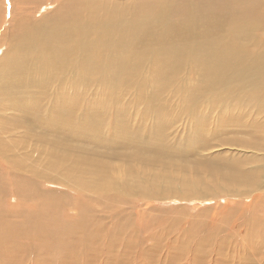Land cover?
Instances as JSON below:
<instances>
[{"label":"bare ground","instance_id":"6f19581e","mask_svg":"<svg viewBox=\"0 0 264 264\" xmlns=\"http://www.w3.org/2000/svg\"><path fill=\"white\" fill-rule=\"evenodd\" d=\"M132 2H61L36 20L45 0H0V264H264L227 218L174 228V214L168 246L130 225L144 194L259 206L264 171L246 155L264 150V0ZM114 92L133 103L107 123ZM92 147L109 161L85 156ZM151 164L172 177L128 183ZM196 236L208 245L192 249Z\"/></svg>","mask_w":264,"mask_h":264},{"label":"rangeland","instance_id":"374dc122","mask_svg":"<svg viewBox=\"0 0 264 264\" xmlns=\"http://www.w3.org/2000/svg\"><path fill=\"white\" fill-rule=\"evenodd\" d=\"M45 1L48 3L47 4L48 8L46 10H44L45 8H42L41 10H39L38 14H34V16H32V17L35 18L36 20L41 19L45 14L54 13V11L57 9V8L55 9V7H57V5L59 3H61V2H62V4H65L66 2L77 1L76 9L80 10V7H82L86 2L90 3L91 0L90 1L89 0H54V1L45 0ZM99 1L111 3L112 1H116V0H99ZM128 2L131 3V4H128V5H130V6L133 5L132 0H125V4L126 5H127ZM44 3H41L39 6L41 7V5L44 4ZM2 7H3L1 9L2 10V14L0 12V17H1V19L3 18V20L5 21V24H3V26H2V29L4 30V29H8L7 27H9V25H10L9 24L10 15L7 13V11L5 10L4 6H2ZM41 13H43V14H41ZM7 19H8V21H7ZM149 75L152 76V74H149ZM108 91L110 93V90H108V89H103L101 92L99 91V89L98 90H94V94L97 93L96 100L98 99L99 94H103L104 98L109 97L110 95L105 97V95L108 94L107 93ZM145 91L148 94H150V93L154 92V88H152L150 86V87L146 88ZM112 95L115 98L116 103H106V104H104L106 106V109L104 111L106 113H108L107 123H109L110 118L112 116H114L116 114V112L118 113L117 110L119 108L122 111V110L132 106L131 104L133 103L128 96L125 97V99H121L120 95L118 93H116V92H114ZM107 99H109V98H107ZM182 99H180V101H182ZM118 101H120V102H118ZM183 102H184V99H183ZM140 103H141V101H140ZM235 104L236 103H234V105ZM140 105L143 106L142 104H140ZM95 106H96V108H102L103 107V105L101 103H99V102H97V105H95ZM117 107H119V108H117ZM132 112H133V110H130L129 112L126 111L123 114H130ZM251 114H253L254 118L257 117L256 113H251ZM138 119H139V117L136 118V120H133L131 118L130 122H129L130 126H135V122ZM263 121H264V119H263ZM107 123H106V125H107ZM107 127L108 126H106V128ZM180 128H182V127H180ZM187 129H189L188 125H187ZM263 135H264V132H262V138L263 139L260 140V143L262 145H264V137H263ZM239 136H240L239 138H242V139L246 138V136H243V135H239ZM246 139L250 140V138H248V137ZM103 151L104 150L101 149L100 147H92L89 151H86L88 153H86L85 156L89 157V159H94L95 158V159H98L100 161L108 162L109 159H107V158H105V157L100 155V154L103 153ZM80 152H83V151H80ZM249 153H247V155H246V156H248V159H250L248 161L249 163L246 164L247 168L257 169V171L263 172L264 171V161L262 159H264V156H263L264 155V150H262V151H253V152H249ZM77 154H78V152H77ZM251 159L254 162H251ZM111 163L115 164L114 161L113 162L111 161ZM150 166H143V169L140 172V165H136V168H138L137 171H135V174H137L136 175L137 178H134L135 177L134 176V177L131 178L132 179L131 180L129 177H127V180L129 182L127 180H126V182H128L131 185H132L133 182H135L134 184L138 185V187H140L141 191H144L145 189L150 188L151 185H155L156 184L155 182H157V181L169 180L168 177H170L171 172H173L172 168H171L172 169L171 172H170V170L168 172V168H163L165 173L163 172V174H159L160 171L158 170L157 165H154L155 168H154V166H152V164ZM120 176H122V175H120ZM166 176H168V177H166ZM146 177H148V178H146ZM171 177H172V175H171ZM85 179H87V177ZM143 181H144L145 184L146 183H148V184L145 185L143 183ZM146 181H148V182H146ZM122 183H125V182L123 181ZM140 183H142V184H140ZM261 183L264 184V178L262 179ZM48 186H50V185H48ZM124 186H125V184H124ZM249 190L253 191L251 188ZM254 191H255V195H254ZM254 191L252 192L251 197H257L258 196L260 198L259 199L260 202L258 203L260 208H258L259 207L258 206V207H256L258 209L255 208L254 210L252 208H250L252 210L249 209L250 201H248V200L245 201V202H239V200H238V203H237V201H235L234 199H230V198H227L226 196H221V195H214V196H211V198H205L204 200H187V201L179 200V201H176V202L174 201L173 202L171 200L156 201L149 194H144V195L140 196L139 199L135 200L136 208L134 207L133 210H130V211H132L131 212L132 214L130 216L131 217L130 225H131V227H134L135 231H138V235L140 234L139 235L140 236V243L145 240L147 242V244H148L149 243V233L150 232H154V233H158L161 236H163V237H161V239L163 240V241L161 240L162 244H164L165 246H168L169 245V243L167 242L168 237H170V238H178L179 235H180V230H181L180 228H182V226H184V225L190 227L191 225H193V222L195 221L197 223L199 222L198 223L199 226H203L206 223H210V222L216 220V218H217L218 221L221 218H227V219H229L228 226L230 225L228 228H230V229L232 228L233 229L235 227V231H238L240 233L241 232L242 233L246 232V230H247L248 233L251 232L250 233L251 235L247 238V240L243 239L242 243H244L246 246L251 245V244L257 246V243L261 244V245H258V246H264V188L263 189H255ZM60 192H62V191H60ZM139 201L140 202L142 201V202L139 204ZM143 201L144 202L146 201V202L144 203ZM84 205L88 206L87 204H84ZM63 208H65V210H66V211L65 210L63 211L64 218H68L70 216L73 217V214L71 213V211L73 209H68L66 207V199L65 198H64ZM97 209L101 210L102 208L97 207ZM161 209H163L162 212H161ZM189 210H192V214L193 215H191ZM228 211H230L232 213H230ZM255 211L258 212V213H255ZM147 212H148V214H147ZM184 212H185V214H184ZM95 213L97 214L98 212L96 211ZM143 213H144V215H143ZM180 213H183L186 217L183 214H180ZM224 213H226V214H224ZM174 214H176L175 217H179V219H180V223L177 224L174 228L179 227V226H180V228L174 229V231L171 232L170 236H168L169 233L167 234V232H165V231L167 229L171 228L172 220H173V218H175ZM246 214L250 215V217L246 216ZM187 215H189V216H187ZM254 215H255L256 218L252 217ZM74 216H76V214H74ZM158 216H159V218H158ZM183 216L185 217L184 219L182 218ZM143 217L145 219H142ZM201 218H202V220H201ZM252 218H253V221L251 222ZM166 219H167L168 222L166 221ZM191 219L194 220V221H192ZM168 224H170V225H168ZM245 227H246V229H245ZM241 228H243V229H241ZM254 229H255V231H254ZM228 232H232V231L228 230V231H226V234H228ZM165 233L167 234L168 237L166 236ZM252 233L254 234L253 236H256V238L251 237ZM244 234H246V233H244ZM260 236H261V238H260ZM197 238L198 237L196 236L195 238H193L192 241H190V240L188 241L187 240V243H190V246H191L192 249L195 248L194 245H196V244H198V245L199 244H203L204 246L208 245V240H206V239L202 240V239H199V238L197 239ZM138 239H139V237H138ZM251 239H252V241H251ZM196 240H197V242H196ZM254 241H255V243L256 242L257 243L254 244L253 243ZM147 252H151L152 253V251H147ZM151 262H152V264H155L154 262H156V261L151 260ZM183 263L186 264V263H188V261L187 262L183 261Z\"/></svg>","mask_w":264,"mask_h":264}]
</instances>
